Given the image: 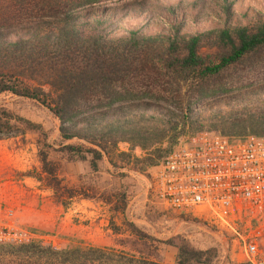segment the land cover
Segmentation results:
<instances>
[{"label": "trees", "instance_id": "obj_1", "mask_svg": "<svg viewBox=\"0 0 264 264\" xmlns=\"http://www.w3.org/2000/svg\"><path fill=\"white\" fill-rule=\"evenodd\" d=\"M40 15L28 34L9 39L0 21V94L10 93L47 107L59 119L69 160H87L93 170L115 157L136 170L154 167L183 134L217 132L228 138L264 137V12L254 25L230 26L226 0L222 28L182 33V24L167 34L131 29L111 36L105 19L82 20L78 12L101 0H15ZM206 104L217 106L206 112ZM43 126L0 105V140L22 137ZM120 142L140 148L117 154ZM40 169L29 172L68 207L85 188L70 187L61 164L50 158L51 145L37 140ZM143 165V166H139ZM105 202L108 203V200ZM118 210L119 208H114ZM111 227L118 230L114 221ZM144 238L149 235L131 225ZM44 257L45 264H165L142 252L89 246L56 249L32 241L0 244V257ZM207 251L179 248L177 264H203ZM205 264H211L208 258Z\"/></svg>", "mask_w": 264, "mask_h": 264}, {"label": "rangeland", "instance_id": "obj_2", "mask_svg": "<svg viewBox=\"0 0 264 264\" xmlns=\"http://www.w3.org/2000/svg\"><path fill=\"white\" fill-rule=\"evenodd\" d=\"M226 1L230 4L233 2L230 26L254 25L262 20L260 13L264 12V0ZM224 4V0H101L77 14L83 21L100 17L105 19L103 26L114 37L127 34L131 29H139L143 33L152 35L167 34L171 32L172 25L175 24H182L183 34L192 35L204 30L222 28L227 18ZM38 18L40 15H34L30 9L15 0H0V21L4 23L3 29L9 30L7 31L10 33L9 39L14 40L19 35L28 34L29 27L34 25ZM0 105L43 126L40 132L28 131L24 140L22 137L7 138L13 142V146L16 148L29 146L28 155L39 160L37 140L51 145L48 148L50 158L61 164V176L65 184L79 189L85 188L102 202L108 200L111 208H119L118 212L123 210L137 194H142L143 182L147 179L150 181L156 170V166L148 167L145 171L136 170L133 167L135 164H127L119 157H115L117 166H114L108 157H104L99 162L98 169L101 172L96 173L91 168L90 157H87V160L71 161L69 160L71 155L62 151L63 144L82 143L83 141L78 139L64 141L60 135L59 119L47 107L35 100L10 93L0 94ZM203 109L210 112L216 110L217 106L206 104ZM188 135L191 134L180 136L178 142ZM122 151H131L139 157L146 154L140 148L131 150L127 142L119 143L117 154ZM108 164L112 168L111 174L107 168ZM133 172L142 175L140 182L136 179L137 177L135 178L138 175ZM75 201L76 198L70 201L68 207L72 208ZM150 201L152 204L144 211L142 219L145 222L143 223L137 224L129 220L127 216L117 215L116 222H114L118 230L114 231L117 234L114 243L101 247H112L136 253L140 251L145 256L162 263L177 264L179 248L186 244L191 249L207 251L206 256L201 260L203 264L208 258L211 264L233 263L229 254L238 247L237 240L223 226H216L206 221L205 216L198 213L174 210L155 198ZM72 219L74 222L77 221ZM132 224L150 237L144 238L140 233L133 231ZM22 229H27L35 235L10 244L20 245L36 241L42 246L56 249L93 246L89 241L78 238L67 242L56 229L47 233H41L34 228ZM261 248L264 251V239ZM34 255L2 256L0 264H45L44 257ZM196 263V260L191 261V264ZM53 264L58 263L53 262Z\"/></svg>", "mask_w": 264, "mask_h": 264}, {"label": "built area", "instance_id": "obj_3", "mask_svg": "<svg viewBox=\"0 0 264 264\" xmlns=\"http://www.w3.org/2000/svg\"><path fill=\"white\" fill-rule=\"evenodd\" d=\"M149 194L168 207L205 216L237 240L248 264H264V137L201 131L180 140L156 166ZM12 216V210H7ZM35 235L0 225V244Z\"/></svg>", "mask_w": 264, "mask_h": 264}, {"label": "crops", "instance_id": "obj_4", "mask_svg": "<svg viewBox=\"0 0 264 264\" xmlns=\"http://www.w3.org/2000/svg\"><path fill=\"white\" fill-rule=\"evenodd\" d=\"M12 143L8 139L0 140V225L34 228L41 233L56 229L67 242L78 238L101 247L113 245L117 234L110 223L116 222L117 215L127 216L137 224L145 222L142 219L144 211L149 208L152 204L150 200L154 198L149 195L148 179L143 182L142 194H137L119 212L96 197H78L73 209L66 208L55 201L51 189L28 174L36 173L40 169L38 158L28 155L29 146L16 148ZM107 168L111 174V165L108 164ZM95 172L101 171L98 169ZM133 173L138 175L135 178L140 182L142 175ZM6 209L12 210V216L7 215ZM72 218L77 221L74 222ZM229 257L233 262L231 264H248L238 248H234Z\"/></svg>", "mask_w": 264, "mask_h": 264}]
</instances>
